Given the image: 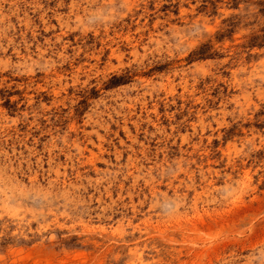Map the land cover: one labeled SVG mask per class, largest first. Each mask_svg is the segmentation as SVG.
<instances>
[{
  "label": "rangeland",
  "instance_id": "obj_1",
  "mask_svg": "<svg viewBox=\"0 0 264 264\" xmlns=\"http://www.w3.org/2000/svg\"><path fill=\"white\" fill-rule=\"evenodd\" d=\"M0 264H264V0H0Z\"/></svg>",
  "mask_w": 264,
  "mask_h": 264
},
{
  "label": "trees",
  "instance_id": "obj_2",
  "mask_svg": "<svg viewBox=\"0 0 264 264\" xmlns=\"http://www.w3.org/2000/svg\"><path fill=\"white\" fill-rule=\"evenodd\" d=\"M200 55H201V57H203L202 55H204V54H203V53H201Z\"/></svg>",
  "mask_w": 264,
  "mask_h": 264
}]
</instances>
